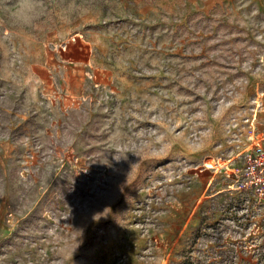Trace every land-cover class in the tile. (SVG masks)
Segmentation results:
<instances>
[{
	"label": "rangeland",
	"instance_id": "obj_1",
	"mask_svg": "<svg viewBox=\"0 0 264 264\" xmlns=\"http://www.w3.org/2000/svg\"><path fill=\"white\" fill-rule=\"evenodd\" d=\"M218 5L0 19V264H264V9Z\"/></svg>",
	"mask_w": 264,
	"mask_h": 264
},
{
	"label": "clouds",
	"instance_id": "obj_2",
	"mask_svg": "<svg viewBox=\"0 0 264 264\" xmlns=\"http://www.w3.org/2000/svg\"><path fill=\"white\" fill-rule=\"evenodd\" d=\"M46 11L45 0H0V19L18 27L33 25Z\"/></svg>",
	"mask_w": 264,
	"mask_h": 264
},
{
	"label": "built area",
	"instance_id": "obj_3",
	"mask_svg": "<svg viewBox=\"0 0 264 264\" xmlns=\"http://www.w3.org/2000/svg\"><path fill=\"white\" fill-rule=\"evenodd\" d=\"M247 184L260 202H264V146H257L245 157L244 172Z\"/></svg>",
	"mask_w": 264,
	"mask_h": 264
},
{
	"label": "crops",
	"instance_id": "obj_4",
	"mask_svg": "<svg viewBox=\"0 0 264 264\" xmlns=\"http://www.w3.org/2000/svg\"><path fill=\"white\" fill-rule=\"evenodd\" d=\"M237 1H241V0H203V2H205L206 7H217L219 6L218 4H231V3H236ZM244 2L248 1L250 2L253 6H258L262 9H264V0H242ZM41 71V73L44 76V80L45 83L43 85H38V88L40 87L44 92L46 93H55V91L53 90V84H51L50 81H46V77L50 74L47 75V73H49V71H52V66H43L41 65L40 67H38Z\"/></svg>",
	"mask_w": 264,
	"mask_h": 264
}]
</instances>
